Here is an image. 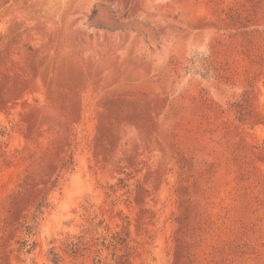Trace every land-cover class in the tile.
Here are the masks:
<instances>
[{"label":"rangeland","instance_id":"374dc122","mask_svg":"<svg viewBox=\"0 0 264 264\" xmlns=\"http://www.w3.org/2000/svg\"><path fill=\"white\" fill-rule=\"evenodd\" d=\"M51 248L264 264V0H0V264Z\"/></svg>","mask_w":264,"mask_h":264},{"label":"trees","instance_id":"16d2710c","mask_svg":"<svg viewBox=\"0 0 264 264\" xmlns=\"http://www.w3.org/2000/svg\"><path fill=\"white\" fill-rule=\"evenodd\" d=\"M43 208H44V204L42 202H39L35 206V210L31 213L28 219L27 226H26V238L24 241L20 242V245H21L20 251L26 255H31L36 247L37 243L34 237L38 229V225H39L38 215L39 213L42 212ZM129 239H130V234L128 231V227H126L124 231L122 232V234L118 233L113 236L110 245L113 246L115 250L118 248L119 245H121L123 248L128 249ZM78 249H79L78 245L71 244L70 249H68L67 252L70 255L74 256L78 252ZM118 260L119 259L116 258V253H115L114 254V264H124ZM29 261L31 264H37L34 258H30ZM48 261L50 264H65L62 256L59 254V252L56 251L55 248H51L49 250ZM97 264H101V263L98 262Z\"/></svg>","mask_w":264,"mask_h":264}]
</instances>
